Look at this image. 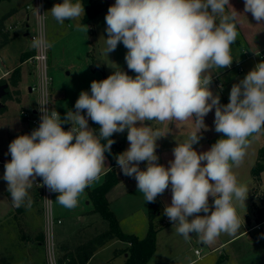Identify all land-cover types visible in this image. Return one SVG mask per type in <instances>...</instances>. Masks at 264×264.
Returning <instances> with one entry per match:
<instances>
[{"label": "clouds", "instance_id": "obj_1", "mask_svg": "<svg viewBox=\"0 0 264 264\" xmlns=\"http://www.w3.org/2000/svg\"><path fill=\"white\" fill-rule=\"evenodd\" d=\"M226 7L231 11L226 12ZM244 11L260 24L264 0H244ZM50 12L63 24L66 19L78 20L85 9L81 0H63ZM37 15L43 18L38 10ZM238 15L229 0H115L105 16V54L122 43L127 67L136 75L119 68L106 79L92 81L91 94L82 91L76 111L68 110L63 119L55 108L45 107L50 101L41 95L39 127L9 144L11 160L4 165L3 179L13 206L30 209L29 190L44 186L59 193L58 204L74 209L86 188L100 179L105 153L115 143L113 134L127 130L130 146L116 156V162L125 176L134 177L146 202H155L171 187V204L164 215L177 234L188 241L195 233L205 245L221 234H236L242 226L236 203L245 204L249 189L238 181L233 168L242 163L249 138L264 131V61L232 85L226 105L210 85L212 70L233 63ZM43 43L34 38L32 46ZM213 109L215 131L226 138L198 153L193 145L202 138L201 130H207L204 119ZM88 119L99 125L98 134L88 127ZM153 121L195 125L188 139L173 149L174 160L168 167L158 163L156 149L157 140L171 129H154ZM64 124L71 127L66 131ZM141 162H147L146 170L140 169ZM37 177L42 185L34 184ZM201 212L205 215H198Z\"/></svg>", "mask_w": 264, "mask_h": 264}, {"label": "rangeland", "instance_id": "obj_2", "mask_svg": "<svg viewBox=\"0 0 264 264\" xmlns=\"http://www.w3.org/2000/svg\"><path fill=\"white\" fill-rule=\"evenodd\" d=\"M41 1L44 5L48 67L53 79L52 94L54 103L58 108L76 111L75 103L79 94L82 91L91 94V82L106 79L113 73L114 69L119 70L120 68L128 75L135 77L136 73L127 67L125 61L127 49L122 43H119L116 50L110 52L108 56L105 54V38H107L105 16L109 7L115 4V0H94L98 6H102V10L89 22H83L81 16L75 21L66 19L63 24L58 23L50 12L54 4L62 3L63 0H1L0 15L12 7L18 9L17 15L4 22L3 29H9L7 31L12 35L13 29L11 30V28L14 23H9L10 21H19L16 29L22 32H25L26 24H28L29 33L25 37L28 47H33L32 35L37 31L38 18L34 7ZM26 6L30 7L26 8ZM21 19H24L26 23H20ZM77 25L81 26L80 29ZM238 40H240V35L237 36L235 43L231 46L233 58L235 51L239 48ZM18 44V41H14L0 47V77L5 70L20 62ZM240 57L244 59L247 55L242 52ZM261 61L264 59H247L242 64L244 72L238 71L239 66L234 67V70L245 75ZM29 65L35 68L32 60L31 64L24 62L21 65L22 77L18 85L21 90L20 94L15 95L10 89L11 96L8 94L6 99L5 97L0 99V101L5 102V108L0 111V264H52V261L55 260L58 264H64V262L60 263V260L66 258V253L74 251L77 243L92 237L109 226L108 221L102 218L100 213L93 211L92 205L87 202L88 190L103 181V173L108 169L109 161L105 155V166L100 179L86 188L85 193L79 199L78 206L74 209L69 210L62 207L55 201L59 193H52L53 214L62 219L60 224L56 223L53 226L52 247L47 236L44 198L43 195L39 194L41 187L36 186V188L29 190V195L33 201L30 209L24 206L12 208L11 194L7 190V182L3 179L4 165L11 160L8 148L15 138L27 134V123L21 115L22 107L29 101L37 105L38 101V92L34 90L29 93L28 90L29 86L36 84L37 79L36 69L34 74H30ZM6 79L8 78L6 77ZM13 86L9 84V88ZM81 114L87 119L86 111ZM144 124L149 126L151 122L145 121ZM156 125L157 122L153 121L152 127L154 129ZM137 126H139V122ZM88 127L93 129L90 123H88ZM116 134L125 142L127 150L130 146L127 140V130L124 133ZM118 171L122 175L108 193L111 209L119 218L120 226L125 232L135 233L138 237H143L147 233L145 227L149 225L147 215L149 202H146L144 195L137 190V182L134 177L125 176L120 167ZM35 184L37 183L35 182ZM260 194L263 195L262 191L257 193L258 196ZM254 202L263 205L260 197L255 196ZM11 209L13 211L9 213ZM166 226H170V224L168 223ZM167 231L169 230H164L162 234L165 235ZM159 235L156 236V239L158 237L156 246L159 248L163 246V249L162 251L159 249V252L150 259L151 262L148 264H160L167 258L166 250H164L166 249L164 243L167 242L165 239L167 236L160 239ZM42 236L44 237L43 244H36L35 242L41 241ZM179 238L178 240L182 244L181 252L184 253V262L197 258L196 248L204 250L202 251L203 255L208 251L205 247L193 242L192 239L185 241L183 237ZM118 249L119 254L115 255V251L113 252V256L118 257L116 262H112V264H124L126 260L123 255L127 256V253H124V248ZM111 255V248H106L97 254L90 264L103 262ZM67 260L68 258H66ZM202 260L207 261L209 258L202 256ZM194 264H201V262L197 260Z\"/></svg>", "mask_w": 264, "mask_h": 264}, {"label": "crops", "instance_id": "obj_3", "mask_svg": "<svg viewBox=\"0 0 264 264\" xmlns=\"http://www.w3.org/2000/svg\"><path fill=\"white\" fill-rule=\"evenodd\" d=\"M229 3L239 13V15L236 18V24H237V30L240 35V40H238L239 48L234 53V60L232 63L233 67L231 66L230 68H225L221 70H216V69L212 70L213 71L212 83L210 85V89L214 95H219L220 103L222 105H226L227 103H229V95H230L232 85L239 83L240 80H242L246 76V74L242 75L241 73H239V72H244V67L242 66L243 62L247 59L248 60L256 59V58L260 60L264 59V21H261L260 24H258V22L253 18L250 12L246 13L244 11V0H229ZM230 11H231V8L226 7V12H230ZM17 13H18V9L16 7H12L6 12L2 13L0 16L2 17L3 15H6L4 22H7L11 20L14 17V15H17ZM9 23H14L13 27L10 26L12 27L11 30L13 29L12 35H10V33L8 32L9 38H10L9 41L5 44L0 45V47L7 45L8 43L18 41L19 43L18 48L20 47V51H19L20 62L16 64L15 66L5 70L3 72V75L0 78L1 79H6V77L9 78V76L12 74L15 68L20 69L18 84L16 86H13L11 84V86L13 87L9 88V93L12 90L14 94L16 95V94H20L21 92L20 87L18 86L20 83V79L22 77L21 65L24 62H28L29 64H31L30 58L35 53V48L28 47L25 41V37L29 33L28 24H26L27 29H25V32H22L16 29L18 28L19 21L12 20ZM20 23L25 24L26 22L24 19H21ZM6 30H9V29H6ZM258 51L260 55H256L254 53ZM242 52L247 55V57L244 59H241L240 57V54ZM261 54H263V56H261ZM239 65L242 66L243 70L242 71L238 70L239 72H237L234 70L235 69L234 67L239 66ZM28 67H29L28 68L29 73L34 74L35 68H33L31 65H29ZM215 71H218V72H215ZM28 90H29V93L33 92L31 90V86L28 87ZM3 103L5 105V102ZM35 106L36 105L33 104V102L29 101V103L23 106L22 109L31 108ZM60 111L62 113V119H63L68 110L60 109ZM214 117H215V109H213L204 119V123L207 125V130H201L200 135L202 138L197 144L193 145V148L198 153L208 151L217 140L221 138H226V137H223L222 133H217L215 131ZM88 123L91 124V119L90 121H88ZM156 128H159L161 132H167L169 128L171 129V131L166 136L161 137L160 139L157 140L158 146L156 149V154L159 157L158 163L164 165L165 167H168L170 166L169 161L174 160L173 149L177 146V143H184L188 139L190 132L195 129V125L192 121H188L178 126H176L175 123H171L169 124V126L167 123L165 124L157 123L155 129ZM249 142H250L249 147L246 149V155L242 163L240 164L239 167L233 168V172L236 175L238 181L246 185L249 189L247 199L245 200V204L236 203L237 214L241 220V225H242L241 228L238 230L236 234L231 235V236L227 234H221L214 241V243L210 245L202 244L199 241L195 233H190V235L192 236L191 237L192 241L205 247V249H207L208 251L207 253L203 255L202 251L204 250L200 249L199 254L195 252V254L197 255V258L184 262V259H183L184 253L181 252L182 244L178 240L179 236L180 238H182L183 236L177 234V232L175 231V227L173 226V223L170 221L169 222L170 226H164L157 233V235L160 234L159 235L160 239L163 238V236H167V238H165L167 242L164 243V245L166 246V249L164 250H166L167 258L164 262H161L160 264H194L197 262V260L198 262L200 261L201 264H203L204 262H205L204 264H264V220L260 222L255 221L254 208H253L254 180H253L252 173H251L252 167L254 166L257 159L259 158L260 150L261 148L264 147V131H262L259 134H254L252 137L249 138ZM125 145L126 144L124 142L123 152L126 151ZM116 167L118 170L120 166L117 165ZM139 167L141 170H146L147 162H141ZM108 169H109V166H108ZM105 172L103 173V178H104ZM121 175L122 174L120 172V176ZM34 187L35 186H33V188ZM261 191L264 195V169L261 172ZM107 197H108V194H107ZM171 198H172V192H171V187L169 186V188L166 189L162 195L158 196V200L160 202V206L163 209V211L166 206L171 204ZM87 202L92 205L91 201L89 200V195H88ZM109 204L111 207L110 201H109ZM212 204H213V198L210 196L209 197L210 208ZM12 208L14 209L15 207L12 206ZM13 209H11L9 213L13 211ZM92 209H93V205H92ZM198 215L203 216L205 215V213L201 212ZM193 218L194 217H189V220ZM145 219H148V218L145 217ZM148 226L146 225L145 227L146 232L148 230ZM166 229L169 231H167V233L163 235L162 232ZM139 233L141 232L139 231ZM87 239L89 238H86L77 244H80L86 241ZM35 243L42 245L41 241L40 242L37 241ZM126 246L127 244L119 239L111 240L104 247L97 250L86 264H90L91 261L97 256V254L104 251L106 248H111L112 255L111 257L107 258L106 260L98 264H112V262L115 263L117 260L116 258L118 256H113V252L115 251V249H118L120 247L125 248ZM159 249L162 251L163 246L160 248L156 246L153 256H155L157 252H159ZM123 255L124 257H126L125 254ZM202 256H208L209 260L203 261Z\"/></svg>", "mask_w": 264, "mask_h": 264}, {"label": "trees", "instance_id": "obj_4", "mask_svg": "<svg viewBox=\"0 0 264 264\" xmlns=\"http://www.w3.org/2000/svg\"><path fill=\"white\" fill-rule=\"evenodd\" d=\"M85 13L82 16L83 22H89L93 17L102 10V6H98L94 0H82ZM6 15L0 17V45L9 41V33L4 28V19ZM19 68H15L8 79H1L0 84L9 82L16 86L19 80ZM9 93V87L7 88V94L2 99L7 97ZM5 101V100H4ZM5 108V105L0 108V111ZM93 129L97 131L99 125L91 121ZM115 140V143L111 147V152H106L105 155L109 161V169L105 172L103 181L88 190L89 200L93 205V211L100 213L102 218L108 221L109 226L105 230L99 232L93 237L77 245L74 251L66 253V258L60 260V263L64 264H86L93 254L104 247L111 240L119 239L127 244L124 248V253H127L125 264H148L152 258L156 249V236L157 233L166 226L170 220L164 215V211L160 206L158 197L155 202H149L148 205V218L149 226L147 233L144 237L140 238L136 234H131L123 231L120 226V222L115 212L111 209L109 200L107 197L108 192L117 184L120 179V173L117 170L116 156L123 152L124 141L120 139L116 133L111 137ZM104 143V141H102ZM264 169V147L261 148L259 158L252 167V177L254 180L253 198L255 196L260 197L263 205H257L253 203L255 221L260 222L264 220V197L262 194L257 195L261 191V172ZM36 187V186H35ZM39 194L42 195V189ZM44 237L42 236L41 244H43ZM119 249H115V255L119 254Z\"/></svg>", "mask_w": 264, "mask_h": 264}, {"label": "built area", "instance_id": "obj_5", "mask_svg": "<svg viewBox=\"0 0 264 264\" xmlns=\"http://www.w3.org/2000/svg\"><path fill=\"white\" fill-rule=\"evenodd\" d=\"M30 6H27V8ZM35 12L37 15V10L40 15H43V18L39 17L37 22V31L35 34L32 35V40L34 38H39L44 41L43 44L39 48H35V53L30 58L36 69L37 79L36 84L31 86V90H36L38 92V101L41 98V95H46V98L50 101L47 105H45L46 108L49 110L55 108V110L60 114L62 119V113L60 109L56 106L54 103V98L52 94V76L49 73V67H48V45L46 42V36H45V27H44V5L41 2H38L35 7ZM263 56V54H261ZM233 67V65H231ZM243 68L241 65H239V71H242ZM35 107L31 108H23L21 109V115L22 118L27 123V134H31V132L39 127L40 124V117L42 113L40 112V105L38 104ZM62 127L67 131L71 125L70 124H64ZM37 184L43 183L42 179L38 177ZM42 189V195L44 198V208H45V214H46V227H47V236L50 242V245L52 247L53 244H51L52 234H53V226L57 223L60 224L62 222V219L58 216H55L52 211V203H51V196L52 193L47 187L41 186ZM49 199V200H47ZM195 252L197 254L200 253V249H196ZM52 264H58L57 261H52Z\"/></svg>", "mask_w": 264, "mask_h": 264}, {"label": "water", "instance_id": "obj_6", "mask_svg": "<svg viewBox=\"0 0 264 264\" xmlns=\"http://www.w3.org/2000/svg\"><path fill=\"white\" fill-rule=\"evenodd\" d=\"M9 87V83L5 82L0 84V99L7 94V88ZM4 106V103L0 101V108Z\"/></svg>", "mask_w": 264, "mask_h": 264}]
</instances>
